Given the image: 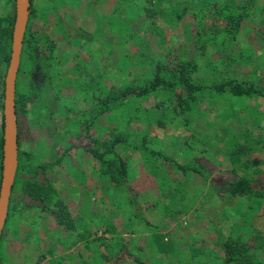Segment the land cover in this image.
<instances>
[{"label": "rangeland", "instance_id": "obj_1", "mask_svg": "<svg viewBox=\"0 0 264 264\" xmlns=\"http://www.w3.org/2000/svg\"><path fill=\"white\" fill-rule=\"evenodd\" d=\"M13 14L0 0V17ZM26 24L1 262L219 264L232 237L264 263V97L207 88L187 100L179 85L119 96L155 64L169 79L189 62L197 83L263 84L264 0H29ZM115 135L125 179L118 156L90 151ZM1 148L2 125L0 161ZM242 174L262 193L230 195ZM61 205L65 226L48 210Z\"/></svg>", "mask_w": 264, "mask_h": 264}, {"label": "trees", "instance_id": "obj_2", "mask_svg": "<svg viewBox=\"0 0 264 264\" xmlns=\"http://www.w3.org/2000/svg\"><path fill=\"white\" fill-rule=\"evenodd\" d=\"M11 21H12V16L8 17V15H2V17H0V62L1 63L3 62L4 66L5 64L7 65V61H8ZM22 46L23 45H21V49L23 48ZM19 63H18V67H19ZM190 71L191 69L189 66V62H182V63L180 62L174 69V79H169L166 73L162 72L161 66L159 64H155L154 71L150 79L140 84L128 85L124 87L122 90H120L119 96L122 99L129 97L130 95L142 96L156 90L157 88H161V87L163 88L168 86L173 87L179 85L182 89L186 91L187 100L190 99L195 93L207 88H211L216 93L217 92L228 93L230 96H246V95L254 94L255 96L264 97V82L263 84L259 85L251 82H246L243 80L237 81L233 78H223L221 80H215L213 84L209 85L205 83H197V81L193 77H191ZM0 84H1L0 85V128H1L2 125L1 100L3 97L2 80L0 81ZM16 104H17V97H16V91L14 89L15 112H16V107H15ZM120 140H121L120 136L115 135L112 139L106 142L105 141L102 142L103 149L92 147L90 148V151L91 154L94 155V157L103 161L104 163H108V161L111 162L110 161L111 156H118L116 166L122 178L125 179L124 177L126 174L125 161L120 155L117 154L116 150L113 149V146L117 142H120ZM147 150L151 154H159L152 149H147ZM107 153H110V157L109 156L107 157ZM104 154H106V156H104ZM258 181L259 180L256 177H247L243 174L238 175V177L230 179L228 181L227 192L232 196H247L251 194H260L262 192L259 191L258 188L254 187V184L257 183ZM34 186L35 185H33L32 188ZM12 187H13V182L11 185V189ZM36 187L37 188L34 187L32 191L29 190L31 197L34 199H41V198L43 199L44 198L43 193L40 192L41 188L39 186ZM48 210L58 223L62 224L63 226L66 225L65 220H67L68 218V212L66 209L62 207V205L56 211H54L53 209H48ZM250 245L251 244L244 243V240L242 242H239L238 239L236 238H232V237L224 238L219 244L221 250L219 264H264L252 255L251 250L253 246ZM54 264H62V263L56 262Z\"/></svg>", "mask_w": 264, "mask_h": 264}, {"label": "water", "instance_id": "obj_3", "mask_svg": "<svg viewBox=\"0 0 264 264\" xmlns=\"http://www.w3.org/2000/svg\"><path fill=\"white\" fill-rule=\"evenodd\" d=\"M29 0H14V14L10 33V49L3 79L2 148L0 161V233L7 213V204L17 165V124L14 110L15 75ZM0 264H2L0 262Z\"/></svg>", "mask_w": 264, "mask_h": 264}, {"label": "flooded vegetation", "instance_id": "obj_4", "mask_svg": "<svg viewBox=\"0 0 264 264\" xmlns=\"http://www.w3.org/2000/svg\"><path fill=\"white\" fill-rule=\"evenodd\" d=\"M28 14H29V10H28ZM27 17H28V16H27ZM27 26H28V25L26 24V26H25V29H27V28H28ZM25 29H24V30H25Z\"/></svg>", "mask_w": 264, "mask_h": 264}, {"label": "crops", "instance_id": "obj_5", "mask_svg": "<svg viewBox=\"0 0 264 264\" xmlns=\"http://www.w3.org/2000/svg\"><path fill=\"white\" fill-rule=\"evenodd\" d=\"M24 34V33H23Z\"/></svg>", "mask_w": 264, "mask_h": 264}]
</instances>
